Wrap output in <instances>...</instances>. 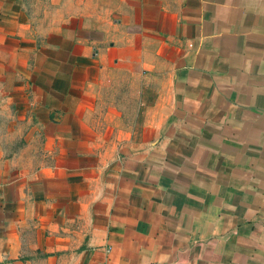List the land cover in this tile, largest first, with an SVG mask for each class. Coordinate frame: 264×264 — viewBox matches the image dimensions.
<instances>
[{
  "label": "crops",
  "instance_id": "crops-1",
  "mask_svg": "<svg viewBox=\"0 0 264 264\" xmlns=\"http://www.w3.org/2000/svg\"><path fill=\"white\" fill-rule=\"evenodd\" d=\"M0 264H264V0H0Z\"/></svg>",
  "mask_w": 264,
  "mask_h": 264
}]
</instances>
